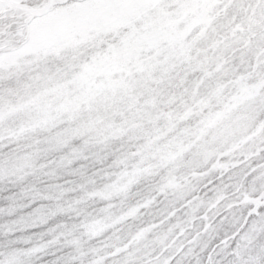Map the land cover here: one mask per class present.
Segmentation results:
<instances>
[{"label":"snow or ice","instance_id":"1","mask_svg":"<svg viewBox=\"0 0 264 264\" xmlns=\"http://www.w3.org/2000/svg\"><path fill=\"white\" fill-rule=\"evenodd\" d=\"M0 264H264V0H0Z\"/></svg>","mask_w":264,"mask_h":264}]
</instances>
